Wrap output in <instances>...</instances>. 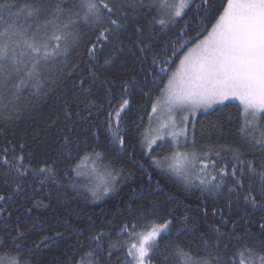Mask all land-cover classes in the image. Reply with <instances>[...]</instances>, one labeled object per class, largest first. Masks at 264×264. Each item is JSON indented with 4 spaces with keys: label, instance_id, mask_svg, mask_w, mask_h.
<instances>
[{
    "label": "snow or ice",
    "instance_id": "6c2138e0",
    "mask_svg": "<svg viewBox=\"0 0 264 264\" xmlns=\"http://www.w3.org/2000/svg\"><path fill=\"white\" fill-rule=\"evenodd\" d=\"M192 3L193 0H71V3H55L53 7L52 0H0V108L16 113L13 98L18 100L25 90H29L33 99L54 94L56 101L60 102V111L66 117L74 113L77 118L87 119L82 113L88 110V115H92L91 109L96 103L93 89L100 83H106L100 80L98 68L111 65L118 54H123L122 41L116 45V51L104 58L103 65L97 52L102 51L114 33L125 30L132 16L131 22L137 25L134 29L136 39H130L129 51L132 52V62L140 65V71L132 76V80L139 83L141 73L145 77L151 75L152 88L144 95L158 92L151 101V110L146 113L149 126L139 133L141 146L147 145L144 155H151L153 146L168 137L172 144L171 155L153 156V165L177 176L186 185L199 188L202 195L222 196L229 208L233 197L236 201L242 200L246 206L264 208V0H225L216 9V14L209 18L208 25L202 26L194 35L181 29L175 41L166 42L163 47H170L171 52L166 59H161L154 51L152 27L148 28L145 37L140 15L150 17L149 25H159L160 30H164L183 19L191 10ZM211 5L212 0H200L197 10H203L208 16ZM80 22L91 27V35L95 36L87 48L86 70L81 67L82 61L69 59L81 40L77 31ZM184 36L187 40H183ZM116 39L119 40V36ZM129 83L128 80L121 81L122 102L113 107L109 101L110 110L106 117L111 141L120 148H125L128 139L122 128L126 127L123 117L131 103L127 97ZM110 92L106 89L105 95H110ZM231 100L239 101L237 135L243 144L259 154V166L256 158L246 159L248 153L238 147L204 146L199 151L179 150L188 146L189 124L194 122L199 109H212L214 105H225ZM99 106L102 108L103 104ZM13 118V115L4 116L5 121ZM15 118L19 119V115ZM57 122L56 119L51 121L52 125ZM65 130L68 135L61 143L67 147L73 143L69 138L72 128L62 129ZM192 144H195L194 135ZM25 147L24 143L19 145L20 155H15L13 147L11 159L8 148L3 149L0 165L5 167V174L11 172L16 179H23L31 173L39 177L41 187L49 182L53 185L61 183L57 180L54 165L47 160L39 168L32 167L34 151L28 152L25 163ZM222 152L231 153V171L227 163L218 167ZM101 156L102 153L93 152L90 156L81 157L93 162L89 174L95 178V183L86 185L93 199L116 191L119 182L120 173L95 166ZM80 167L78 164L73 169L78 176L83 174ZM148 178L151 179V174ZM68 187L77 188V183H70ZM23 191L17 183L7 194L0 192V214L10 219L11 204ZM30 203L31 207L24 210L26 213L50 207L43 200L33 199ZM137 211L143 213L140 217L143 224L125 222L121 225L117 235L127 234L131 242L109 244L107 259L113 255L111 249L117 247L127 249V264H150L155 258L153 253L159 248V239L170 232L173 221L169 218H163L162 223L150 220L155 210L145 212L143 205ZM212 213H217L216 207L212 208ZM228 222L224 220L221 209L220 223L209 228L215 235L201 237V255L194 257L191 251L177 244L173 246L174 251L164 256L162 264H264V220H261L255 235L249 229L234 237L233 242L231 233H227L230 238L221 252L219 242L226 235L221 228ZM0 223H4L0 229V264H29L25 245L21 244L26 233L21 230L20 217L17 216L14 229L4 221ZM69 226L77 233V244L81 248L72 264H105L100 253L105 251L102 241L109 233L101 230L88 236L85 242L79 238L85 230ZM141 226L144 230L137 232ZM55 235L61 236L62 233ZM230 245L233 246L231 255L227 252ZM168 251L165 247L161 255Z\"/></svg>",
    "mask_w": 264,
    "mask_h": 264
},
{
    "label": "trees",
    "instance_id": "16d2710c",
    "mask_svg": "<svg viewBox=\"0 0 264 264\" xmlns=\"http://www.w3.org/2000/svg\"><path fill=\"white\" fill-rule=\"evenodd\" d=\"M52 2L54 7L55 3H71V0H52ZM223 2L225 0H212L211 10L206 16L203 10H197L200 0H193L187 15L164 30H160L159 25H149L150 17L141 14L140 20L145 28V37L148 28L152 27L151 39L155 42L154 51L159 53L161 59H166L170 55L171 48L165 49L164 44L175 41L181 29L189 35H194L202 26L208 25L209 18L216 14V9ZM131 21L132 16L129 17L125 30L114 33L109 42L103 46L102 51L97 52L99 62L103 65L104 58L116 51V45L122 41L123 54H118L111 65L98 68L100 80L106 83H100L93 89L96 103L91 109L92 115H88V110L82 113L87 119L77 118L74 113L71 117H66L60 111V102L56 101L54 94H50L47 98L33 99L29 96V90H25L18 100L13 98L16 113L11 109L0 108V155H4L3 149L8 148V157L11 159L13 147L16 149L15 155H20L19 145L24 143L25 163L28 161V152L32 150L36 153L31 158L32 167L39 168L47 160L54 165L57 180L61 181L55 185L49 182L41 187L39 177L29 173L23 179H16L14 173L9 172L6 175L5 167L0 165V192L7 194L17 183L24 189L11 204V218L0 214V221L6 222L10 229H14L16 218L20 217L21 230L26 233V238L21 244L25 245L24 252L28 254L29 264H72L80 254L81 248L77 244V233L69 225L85 230L79 234V238L85 242L88 236L101 230L109 233L102 241L105 251L100 253L105 258V264H127L126 248L111 249L113 255L110 259L106 258L107 251L109 244L122 245L125 241L131 242L127 234L121 233L118 236L117 233L125 222L143 224L140 221L143 213L137 211L140 205L144 206L145 212L150 213L155 210L150 220L162 223L163 218H169L173 221L170 232L163 234L159 239V248L153 253L155 258L150 264H162L164 256L174 251L173 246L177 244L191 251L194 257L201 255L203 248L201 237L215 235L210 233L209 228L210 225L220 223L221 209L224 220L229 221L221 228V231L226 233L219 242L221 252L224 251V243L230 238L227 233H231L233 242L234 237L249 229L255 235L261 220H264V208L246 206L242 200L236 201L235 197L232 207L229 208L222 196L202 195L199 188L190 187L177 176L153 165V156L171 155V141L157 142V145L153 146L154 151L151 155H144L147 145L141 146L139 133H143L149 126L146 113L151 110V101L158 92L153 91L150 96L144 95V92L152 88L151 75L145 77L141 73L138 76L139 83L132 80V76L140 71V65L132 62V52L129 51L130 39H136L134 29L137 26ZM77 31L81 35V40L69 59L82 61L81 67L86 70L87 48L90 46L89 41L94 40L95 36L91 35L93 29L83 22L79 23ZM116 36H119V40ZM183 40H187V36H184ZM188 46L190 47L191 44ZM148 64H151V57ZM123 80L130 82L127 97L131 103L123 117L126 127L122 128L128 139L125 148H120L111 141L107 132L106 117L110 110L109 101L113 107L122 102L121 81ZM106 89L111 90L110 95H105ZM100 104H103L102 108ZM225 105L197 113L194 122L189 124L188 146L180 147L179 150L199 151L204 146L238 147L248 153L246 159L256 158L259 166V154L243 144L237 135L239 104L226 102ZM17 114L19 119L15 118ZM5 115H13L14 118L5 121ZM54 119L58 122L52 125L51 121ZM67 127L72 128L69 138L73 143L65 147L61 142L68 132L62 129ZM93 152L102 153L98 160L102 168L107 167L108 170L120 173L116 191L103 195L100 199H93L88 192L86 187L90 185L88 179L78 176L73 171L82 161L81 157L86 154L91 155ZM217 163L218 167L227 163L231 171L233 163L231 153L222 152ZM149 174L151 179L148 178ZM70 183H77V188L68 187ZM247 186L246 180L245 187ZM33 199L43 200L50 204V207L34 209L33 212L26 213L24 210L31 207L30 201ZM213 207L217 208L215 215L212 213ZM65 221L68 223L66 224ZM3 227L4 223H0V229ZM143 230L142 226L137 228V232ZM57 232L62 235L56 236ZM46 237L48 239L45 241ZM213 243L217 242L213 240ZM165 247L169 251L161 255V250ZM232 251L233 246L230 245L227 252L231 255Z\"/></svg>",
    "mask_w": 264,
    "mask_h": 264
},
{
    "label": "rangeland",
    "instance_id": "374dc122",
    "mask_svg": "<svg viewBox=\"0 0 264 264\" xmlns=\"http://www.w3.org/2000/svg\"><path fill=\"white\" fill-rule=\"evenodd\" d=\"M190 47H191V46H190ZM185 51H187V49H186ZM226 102H235V103H238V104H239V101H238V100H231V101H226ZM226 102H225V103H226ZM216 106H219V105H214L213 108L216 107ZM208 110H209V109H208ZM202 111H207V110L199 109V110L197 111V113L202 112ZM197 113H196V115H197ZM165 118H166V117H165ZM155 126H156V124H155V122H154L153 127H155ZM165 140H169V141H171V139L168 138V137H165ZM158 142H159V141H158ZM180 151H181V150H180ZM89 156H90V155H89ZM79 165L81 166V167H80V171L83 173V174L80 175V176L87 178L88 181L90 182V184L95 183V178H94L92 175L89 174V173L91 172V169L93 168V162H92V160H91V159H84V160H82V161L80 162ZM95 166H96L97 168H101V169H102V167L98 164V160L96 161Z\"/></svg>",
    "mask_w": 264,
    "mask_h": 264
}]
</instances>
